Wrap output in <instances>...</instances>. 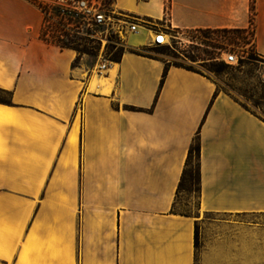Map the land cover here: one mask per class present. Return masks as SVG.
Segmentation results:
<instances>
[{
    "label": "crops",
    "instance_id": "1",
    "mask_svg": "<svg viewBox=\"0 0 264 264\" xmlns=\"http://www.w3.org/2000/svg\"><path fill=\"white\" fill-rule=\"evenodd\" d=\"M250 3L113 0L181 40L243 35L252 21L264 58V0L252 17ZM43 20L29 0H0V89L11 100L0 104V264H196L195 218L173 210L196 136L199 213L264 214L260 117L166 46L149 48L143 29L95 74L41 39Z\"/></svg>",
    "mask_w": 264,
    "mask_h": 264
},
{
    "label": "rangeland",
    "instance_id": "2",
    "mask_svg": "<svg viewBox=\"0 0 264 264\" xmlns=\"http://www.w3.org/2000/svg\"><path fill=\"white\" fill-rule=\"evenodd\" d=\"M64 1L71 3V0ZM50 2L53 0H37V3H41L43 17L47 10L45 5ZM58 2L60 0H56V3ZM52 15L57 20L60 19L54 9ZM70 20L78 22L77 19ZM155 23L158 26H165L162 21ZM161 28L168 33L166 27ZM55 29L54 26L51 27V31ZM185 36L186 38L181 40L177 39L176 35L169 34L168 44L165 45L167 48L162 51L163 55L172 59L174 63H181L205 73L215 80L219 90L227 92L264 120V58L255 52L253 36L248 38L235 31L189 32ZM109 45L112 44L106 46V52L111 56ZM67 49L75 51L79 57H84L92 68L95 50L98 49L97 44L76 41ZM226 49L236 52L242 59L239 58L236 65L223 63L220 57ZM218 68L220 70L214 72ZM0 99L6 100L8 96L0 93ZM190 170L193 183H184L181 193L176 198L174 212L195 218L196 264H264V214L217 217L199 213L195 162L192 163Z\"/></svg>",
    "mask_w": 264,
    "mask_h": 264
},
{
    "label": "built area",
    "instance_id": "3",
    "mask_svg": "<svg viewBox=\"0 0 264 264\" xmlns=\"http://www.w3.org/2000/svg\"><path fill=\"white\" fill-rule=\"evenodd\" d=\"M45 7L47 10L44 12V40L61 49L69 48L76 41L97 44L98 49L95 50L93 57L95 61L91 68L95 74L105 72L112 63L106 46L111 43L115 49L124 48L126 37L137 33L139 29L148 32L149 48L168 44L169 34L161 28L165 26L139 20L122 12L114 7L112 0H71V3L64 0L56 3V0H53ZM53 9L57 11V17L60 16L59 20L52 15ZM71 18L77 19L78 22H71ZM53 26L56 29L51 31ZM243 36L248 38L253 36L252 21ZM239 58L241 57H238L236 52L226 49L221 53L220 61L227 65H236Z\"/></svg>",
    "mask_w": 264,
    "mask_h": 264
},
{
    "label": "trees",
    "instance_id": "4",
    "mask_svg": "<svg viewBox=\"0 0 264 264\" xmlns=\"http://www.w3.org/2000/svg\"><path fill=\"white\" fill-rule=\"evenodd\" d=\"M30 2H32L34 5L37 6L38 4V7L41 9V3H37V0H29ZM254 0H251V3H250V12H251V17L254 15V11H253V8H254ZM46 6V5H45ZM45 20V19H44ZM44 20H43V23H44ZM207 32H211V31H207ZM213 32H223V33H226V32H229L227 30H221V31H213ZM239 34H242V32L240 31H235ZM40 37L41 39L44 40V31H43V26H42V29H41V34H40ZM45 41V40H44ZM159 47H156V48H151L152 50H155L157 51ZM108 49H109V53H112L111 55V60L113 62H116L119 60V57L121 55V50L120 48H117L115 49V47L113 45H109L108 46ZM113 51V52H112ZM78 62V59H75L74 61V64H76ZM220 69H215L214 72H218ZM165 76H166V69H164L163 71V74H162V78L160 80V88L162 87L163 83H164V79H165ZM0 93L1 94H5L8 96V99L4 100V99H0V104H4V105H11V100H10V93L7 92V91H4V90H1L0 89ZM241 104V103H240ZM241 106L243 108H245L246 110H248L245 106H243L241 104ZM250 111V110H249ZM252 112V111H251ZM253 113V112H252ZM255 114V113H254ZM258 116V115H257ZM259 117V116H258ZM262 119V118H261ZM263 120V119H262ZM264 121V120H263ZM199 154H200V144H199V139H198V136H196L189 149H188V152H187V157H186V161H185V164H184V168H183V171H182V174H181V177H180V180H179V183H178V187H177V192H176V195L178 196L180 193H181V189L184 185L185 182H188L189 184H192L193 183V177H192V172L190 170V167L192 165L193 162H195V186L197 188V193H198V197H199V192H200V187H199ZM177 198V197H176ZM175 204V203H174ZM173 210H174V205H173ZM194 244H195V247H196V232L194 234Z\"/></svg>",
    "mask_w": 264,
    "mask_h": 264
},
{
    "label": "bare ground",
    "instance_id": "5",
    "mask_svg": "<svg viewBox=\"0 0 264 264\" xmlns=\"http://www.w3.org/2000/svg\"><path fill=\"white\" fill-rule=\"evenodd\" d=\"M167 39H169V37H167Z\"/></svg>",
    "mask_w": 264,
    "mask_h": 264
}]
</instances>
